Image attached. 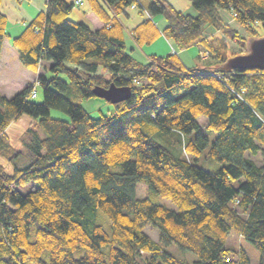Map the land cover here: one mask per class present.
Returning a JSON list of instances; mask_svg holds the SVG:
<instances>
[{
  "label": "trees",
  "instance_id": "16d2710c",
  "mask_svg": "<svg viewBox=\"0 0 264 264\" xmlns=\"http://www.w3.org/2000/svg\"><path fill=\"white\" fill-rule=\"evenodd\" d=\"M189 1L195 14L167 0H139L149 16L128 31L118 14L135 0H88L103 22L95 28L68 17L71 2L46 0L11 37L25 68L50 63L49 73L37 74L41 100L28 96V85L0 94V156L27 161L12 172L0 161V264H248L242 247L224 243L231 231L255 245L264 264V69H217L258 35L255 21L264 30V0ZM158 14L166 24L160 30L151 18ZM6 25L0 10V48ZM128 33L136 45L159 33L178 48L197 43L210 59L188 67L171 51L137 60L127 51ZM110 81L130 95L91 114L80 100ZM51 108L67 119L49 115ZM24 112L34 123L14 148L5 128ZM157 133L175 135L178 152ZM201 155L219 166L205 169ZM140 180L148 191L142 199ZM147 224L158 229L157 240ZM172 242L197 259L177 257L167 248Z\"/></svg>",
  "mask_w": 264,
  "mask_h": 264
},
{
  "label": "crops",
  "instance_id": "0c3cea01",
  "mask_svg": "<svg viewBox=\"0 0 264 264\" xmlns=\"http://www.w3.org/2000/svg\"><path fill=\"white\" fill-rule=\"evenodd\" d=\"M72 3V9L68 13V17L74 20L85 21L90 27H100L103 25V22L98 18V16L93 13L89 6L88 0H83L82 4H74L73 0H67ZM171 2V4L176 9H181L183 12L195 14L196 10L191 4L189 0H167ZM46 0H1L0 2V10L5 15L7 20V25L5 31H7V36L2 39V45L0 48V94L2 93L6 97H11L13 93L21 90L24 86L28 85L27 83L32 81L34 75V71H30L24 66H21L18 62V52L16 51L15 46L10 41L12 36L18 35L20 30L30 21V19L39 13L41 10H45ZM149 14L146 12H141L139 9H130L126 8L124 13H119L118 17L125 26L126 30H131L136 27L138 23L148 18ZM152 21L158 28V30L162 29L165 24V19L161 14L156 16H152ZM131 38V39H130ZM127 39L130 40V51L134 49L133 46H138L134 42L133 38L127 34ZM156 39H161V50L157 53H166L171 52V48L173 47L177 55H179L181 61L185 66L193 67V65H200L203 60L199 59L197 51L199 49V44L194 43L188 47L178 48L175 44L172 43L171 39H167L161 33L158 34ZM194 58L198 60V63L195 62ZM44 64V68L40 73L45 72L46 66L50 63V61H42ZM18 119V118H17ZM17 119H14L11 123H9L5 128V134L7 137V130L13 124V122ZM9 141V138H8ZM10 142V141H9Z\"/></svg>",
  "mask_w": 264,
  "mask_h": 264
},
{
  "label": "rangeland",
  "instance_id": "374dc122",
  "mask_svg": "<svg viewBox=\"0 0 264 264\" xmlns=\"http://www.w3.org/2000/svg\"><path fill=\"white\" fill-rule=\"evenodd\" d=\"M142 2H143V4H146L145 0H142ZM228 15L230 17L231 12ZM154 16H156V15H154ZM252 25H253V27L256 30L258 35H262L264 33V30H263L262 26L260 25L259 21H255ZM167 39H169V38H167ZM163 40H161V39L158 40L155 38V39L151 40L149 43H143V44H140L138 46H133L134 49L132 50V53H131L130 46H132V45H130V42H129L130 40L127 39L126 47H127V51L129 50V52L132 54V56L135 57L137 60L146 61L149 58L148 56L150 53L157 54L162 49L161 48V44H162L161 42H163ZM163 44H166V43L163 42ZM229 48L231 50L237 49L236 43L229 40ZM171 51H173L177 54L176 50L173 47L171 48ZM204 51H205V49H202L199 46L197 54H198L199 59L207 61L210 58L204 57V55H203ZM194 60L196 63H198V60L196 58H194ZM20 65L23 66L22 64H20ZM43 66H44V64H43V62H41L40 65L34 71V73H36V75H37V72L43 70V68H44ZM47 73H49V72H47ZM36 75H34L32 81L36 78ZM36 94H37V96H35L34 99L41 100L43 94L41 93L40 87L36 88ZM80 103L83 105V107L87 111H89L93 115H97L99 113V111L107 113V112H109V110L112 109V103L105 101L102 97H99V96L98 97H91V98H87V99H82V100H80ZM49 115H51L52 117H55V118L59 117V118L67 119V114L63 113L62 111H60L57 108L56 109L51 108L49 110ZM197 119H198V122L200 123V129H202L203 132H206V129H204V127H203V123L205 122V118L203 116H198ZM32 120H33L32 116H30L28 113L24 112L20 115V117L17 120H15L13 122V124L7 130V138H9V141L13 145L14 148L15 147L16 148H22L23 147V142L20 138V134L24 131V129L27 126H30V125L33 126L34 120L33 121ZM39 130H40L41 135H43L44 133H43L42 129L40 128ZM191 135H193V133ZM155 137L158 141L167 145L173 152H178L179 143H178V141H176L175 135L171 136L168 133V134H166L164 139H162L161 134L157 133V134H155ZM252 157L254 159H256V162H258V163H261V161L263 159L260 156V153H257L256 155H254ZM0 161L3 164L5 163V170H7L9 172H12V168H13L14 164L25 165L27 162L26 159H23L22 157H17L14 162L11 160L7 161V159H5V157L3 158V156H0ZM198 163H199V165H201L202 167H204L207 170L208 169H214V168L219 166V162L215 161L214 159H212L210 157L205 158L203 155H201L199 157ZM135 186H136L135 195L141 199L145 198V196L148 194L147 185H146L145 181L140 180V181L136 182ZM151 198L154 202H156V201L160 202V203L164 204L165 206L171 207L173 209L177 208L176 205H174L168 198H164L161 196H152V195H151ZM144 231L151 238H153L155 240L158 239V229L153 228L151 225L147 224L144 227ZM224 243L227 246H230V247L235 248L237 250L240 247H242L246 251V253L249 257L248 264H258V259H259L258 250L255 247V245H253L244 236L241 237L239 234L235 233L234 231H231L227 234V237L225 238ZM167 248H168V250L172 251L177 257L183 258L187 262H191V261L197 259V255L194 252H192L191 250L189 251L187 249L180 248L173 242L170 243L167 246ZM75 253L78 254V252H75Z\"/></svg>",
  "mask_w": 264,
  "mask_h": 264
},
{
  "label": "water",
  "instance_id": "95a60500",
  "mask_svg": "<svg viewBox=\"0 0 264 264\" xmlns=\"http://www.w3.org/2000/svg\"><path fill=\"white\" fill-rule=\"evenodd\" d=\"M245 51L228 56L224 62L217 67L220 71L246 69H264V34L248 36L245 40ZM95 97H102L105 101L117 103L130 95V87L116 86L110 81L108 86L94 85L91 88Z\"/></svg>",
  "mask_w": 264,
  "mask_h": 264
},
{
  "label": "built area",
  "instance_id": "2783aa9c",
  "mask_svg": "<svg viewBox=\"0 0 264 264\" xmlns=\"http://www.w3.org/2000/svg\"><path fill=\"white\" fill-rule=\"evenodd\" d=\"M83 0H73V3L74 4H82L83 2H82ZM137 3H139V0H135V2H132V3H130V5L128 6L130 9H136L137 10ZM146 13V12H145ZM234 16H235V12L233 11V13H231V15H230V17H229V15H228V17H226V22H233V19H234ZM216 32L217 30H214L213 28H212V30H211V32ZM204 57H207L208 56V54H207V51L205 50L204 51ZM203 57V56H202ZM39 83H38V80L35 78L33 81H31L30 83H29V91H28V96L30 97V98H34L35 96H36V87H37V85H38Z\"/></svg>",
  "mask_w": 264,
  "mask_h": 264
}]
</instances>
